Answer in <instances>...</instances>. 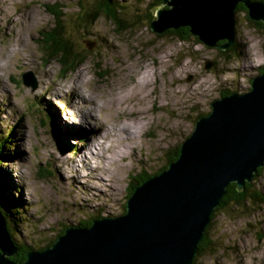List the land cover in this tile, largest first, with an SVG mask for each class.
I'll return each instance as SVG.
<instances>
[{
    "label": "rangeland",
    "instance_id": "374dc122",
    "mask_svg": "<svg viewBox=\"0 0 264 264\" xmlns=\"http://www.w3.org/2000/svg\"><path fill=\"white\" fill-rule=\"evenodd\" d=\"M95 1L0 0V135L15 131L0 176L9 183L7 197L20 212L12 213V239L34 249L64 227L123 214L129 189L163 170L174 147L192 131L196 116L210 111L220 91L247 92L259 66L264 67V28L242 9L234 12V52L223 57L194 39L186 42L151 31L147 22L156 14L158 0H118L123 5L119 22L101 16L91 25L77 22ZM47 7H55L62 20L53 18ZM57 24L83 59L64 75L59 60H48L42 47ZM206 60H214L211 69L204 68ZM24 72L36 79L34 90L23 84ZM77 82L83 98L93 103L71 104L74 94L68 85ZM86 108L93 125L87 122L85 133H74L81 130L78 113ZM99 122L111 132L124 122L131 132L138 131L126 143L102 142L106 150L96 156L98 161L86 151L105 135ZM104 158L105 165L114 162L108 174ZM261 168L250 183L264 193ZM236 209L215 212L208 229L211 249L194 264H264V203Z\"/></svg>",
    "mask_w": 264,
    "mask_h": 264
},
{
    "label": "water",
    "instance_id": "95a60500",
    "mask_svg": "<svg viewBox=\"0 0 264 264\" xmlns=\"http://www.w3.org/2000/svg\"><path fill=\"white\" fill-rule=\"evenodd\" d=\"M239 3L250 20L264 24L263 0H162L149 27L156 34L188 27L205 46L227 50L234 42ZM213 66L214 60L205 61V69ZM261 70L247 92L210 103L208 114L197 118L181 141L176 159L135 187L123 214L95 219L89 227H67L51 246L30 249L17 263L11 257L18 247L0 211V264H192L229 184L242 190L264 166ZM22 82L37 87L32 72L22 73ZM50 132L63 153L59 136Z\"/></svg>",
    "mask_w": 264,
    "mask_h": 264
},
{
    "label": "trees",
    "instance_id": "16d2710c",
    "mask_svg": "<svg viewBox=\"0 0 264 264\" xmlns=\"http://www.w3.org/2000/svg\"><path fill=\"white\" fill-rule=\"evenodd\" d=\"M162 0H158L157 3L155 4L156 7L161 4ZM123 8V5L118 1V0H96L93 5L91 6V9L88 8L85 11L79 13V16L76 18L77 22H82V23H88V24H93V22L98 18L99 16L111 21L112 23L119 22L118 18V13L120 10ZM242 9L245 13H247L246 8L243 5H237L236 10ZM48 12L50 15L55 18L56 20L61 19L64 16L63 14L60 15V13L57 11L55 7H47ZM138 19V18H137ZM153 18L150 16L148 19V26ZM255 25H259L264 28V24L261 22H254ZM79 25L78 23L75 24V26ZM130 27V26H129ZM62 26L57 24L54 27V34L49 35L47 38L48 39H43L42 47L45 52L49 54L50 59H58L61 67H64L62 70V75L67 73L68 71H73L77 65H80L81 62H83V59L81 58V54L78 52H75L73 50V46L71 42L67 38H62ZM164 35H170L178 38L181 41H190L191 39H194L195 42H199L198 39L194 36H192L189 32L188 27L184 28H179L176 30H167L166 32L163 33ZM219 54L223 57H227V54L234 52L232 47H229L227 50H218ZM262 68L259 70V74L261 73ZM230 93L229 91H220L219 96H224L226 94ZM206 113L205 115H207ZM203 115L198 114L196 116V119L201 117ZM47 118L51 122V125L55 126V123L53 121V116L52 118L47 115ZM74 132V133H79ZM15 131L13 129H9L5 134L0 135V168L1 165L3 164L2 162L4 161L5 158L10 156V150L12 147L9 146V144L14 143L15 137H14ZM80 135L82 134L79 133ZM14 140H13V139ZM84 139V138H82ZM179 145H176L174 147V150L170 153V155L166 158V163L162 169H166L168 164L172 162L173 160L176 159L178 153H179ZM262 170V168H258L257 171L254 173L253 178L256 177V175L259 174V172ZM161 171V170H160ZM159 173L156 172L155 174ZM60 177V175H59ZM149 176L146 177L148 179ZM61 179V178H60ZM141 179L139 182H137L132 188L129 190V193L127 197L129 198L131 194L133 193L135 187L139 186L142 184L145 180ZM6 182V181H5ZM9 183H4L3 180V175L2 177L0 176V211L3 217L5 218L6 221V227L8 231L10 232V235L12 237V232L10 230V221L13 220L12 218V213H17L18 212L17 207L15 206V202L9 200L6 194V189L8 188ZM90 193V192H87ZM87 205H89L90 201H86ZM264 203V193L257 190L253 189L252 185L250 182H246L244 185V188L242 190H237L235 183L229 184L227 187L226 194L221 198L220 204L214 209V212L211 216V221L214 218L215 212L219 210H226L227 208H233L236 210H239V208L244 211V208H253V207H259L260 204ZM228 206V207H227ZM126 210V207L124 208V212ZM123 212V213H124ZM93 219L89 222H87L85 225H82V227H89L92 224ZM210 221V222H211ZM210 224V223H209ZM209 224L205 230V234L200 241V243L197 246V253L193 258L192 264L195 263V260L198 256L203 254L205 251L211 249V241L208 239V229H209ZM75 226H81V225H75ZM67 227H64L59 231V233L55 236L54 239H52L48 244L44 245L43 247H40L38 249H44L46 247H49L52 245V243L55 241V239L64 233V230ZM15 242V241H14ZM17 247L20 249L18 250V254L16 253L11 257V259L17 263H22L25 258H26V253L30 249H34L33 247L30 246H24L21 245L17 242H15Z\"/></svg>",
    "mask_w": 264,
    "mask_h": 264
},
{
    "label": "bare ground",
    "instance_id": "6f19581e",
    "mask_svg": "<svg viewBox=\"0 0 264 264\" xmlns=\"http://www.w3.org/2000/svg\"><path fill=\"white\" fill-rule=\"evenodd\" d=\"M130 4V3H129ZM260 68H264V67H261V66H259V69ZM145 76V75H144ZM80 83V82H79ZM81 84V83H80ZM69 87H70V89H69V91H71L73 94H74V101H73V103H71L72 105H74V104H77L78 102L79 103H81V104H83V102H89V103H93V101H89L88 99H86V98H83V92H82V88L79 86V84H78V82H77V84H75V85H72V84H69L68 85ZM139 86V85H138ZM60 87H62V88H65V85H62V86H60ZM62 88H60V89H62ZM141 88V87H140ZM126 89V88H125ZM124 89V90H125ZM53 90H55L56 92H57V89L56 88H53ZM65 90L66 91H68V89L67 88H65ZM120 90V89H119ZM128 92V91H127ZM133 93H134V90H133ZM69 94V93H68ZM120 94V93H119ZM135 94V93H134ZM121 95V94H120ZM126 95V94H125ZM119 97H121V96H119ZM118 97V98H119ZM142 98V97H141ZM115 99V98H114ZM113 99V100H114ZM116 99H117V96H116ZM115 99V100H116ZM121 99V98H120ZM112 103V102H111ZM115 103H117V102H115ZM96 104V103H95ZM119 105V104H118ZM122 105V104H121ZM124 105V104H123ZM92 106H95V105H93L92 104ZM125 106V105H124ZM97 108H98V106H97ZM113 108H115V107H113ZM111 110V109H110ZM125 110V109H124ZM136 111H137V109H136ZM139 111V110H138ZM88 114L90 115V116H92L90 113H89V111L87 110V108L84 110V111H80V113H78V116H79V119H78V124L80 125V132H84L85 130H87V128L84 126V124H86L87 125V122L90 124V125H93V124H91L90 122H89V117L90 116H88ZM144 114V113H143ZM101 118V117H100ZM140 118V117H139ZM92 120H94V119H92ZM102 121H103V118H102ZM71 124V123H70ZM99 124H100V126L106 131L105 132V135L104 136H101L100 135V137H99V140H98V142H96L95 144H93V143H90V145H88V150L86 151L87 153L89 152V155H91V156H94L95 158H97L98 159V161H100L99 160V158H101V152H102V150H106L105 149V147H103V143L105 142V141H118V142H120V143H123V142H127V139H130L131 137H133L135 134H136V131H138V130H136V131H133V132H131V130H129V128H127V126H125L126 125V122H124L123 123V125H121V127H120V129L118 130H116V131H118V132H111L110 130H109V127L108 126H106L105 124L102 126V124L99 122ZM129 124V123H128ZM132 124V123H131ZM134 124V123H133ZM75 125V124H74ZM135 125V124H134ZM131 126V125H130ZM129 126V127H130ZM133 126V125H132ZM136 127V126H135ZM100 127H96V130L97 129H99ZM85 133V132H84ZM87 134V133H86ZM109 136H111L112 137V139H109ZM86 137L87 136H85V138L83 139V140H86ZM103 142V143H102ZM131 143L130 144H132L133 142L132 141H130ZM88 144V143H87ZM102 145V146H101ZM125 146V145H124ZM129 147H135V145H128ZM126 149V148H125ZM101 150V151H100ZM129 150V149H128ZM131 151H134V149H132ZM85 152V153H86ZM95 153V154H94ZM96 156H98V157H96ZM106 159L104 158V159H102V163L105 165V161ZM113 160V159H112ZM82 162V161H81ZM114 162L112 161V163L110 164L111 166H112V164H113ZM60 164V163H59ZM82 165H83V163H82ZM82 165L79 167L80 169H81V167H82ZM110 165H105V168H106V173L108 174V172H109V169H110ZM59 167V166H58ZM104 167H103V170L105 169ZM98 175V174H97ZM101 176H106V174H101ZM102 177V178H103ZM74 178V177H73ZM104 179V178H103ZM108 179V178H107ZM117 180V179H116ZM104 182V181H103ZM90 192V191H89ZM108 196V195H107Z\"/></svg>",
    "mask_w": 264,
    "mask_h": 264
},
{
    "label": "flooded vegetation",
    "instance_id": "af4514ba",
    "mask_svg": "<svg viewBox=\"0 0 264 264\" xmlns=\"http://www.w3.org/2000/svg\"><path fill=\"white\" fill-rule=\"evenodd\" d=\"M130 190V189H129ZM18 250H20L19 248H18ZM19 252L17 251V254H18Z\"/></svg>",
    "mask_w": 264,
    "mask_h": 264
},
{
    "label": "clouds",
    "instance_id": "9594fccd",
    "mask_svg": "<svg viewBox=\"0 0 264 264\" xmlns=\"http://www.w3.org/2000/svg\"><path fill=\"white\" fill-rule=\"evenodd\" d=\"M154 17V16H153Z\"/></svg>",
    "mask_w": 264,
    "mask_h": 264
}]
</instances>
